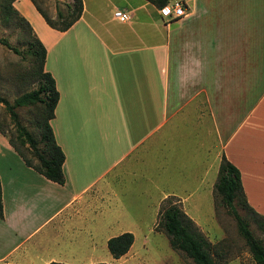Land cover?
<instances>
[{
	"label": "crops",
	"instance_id": "crops-1",
	"mask_svg": "<svg viewBox=\"0 0 264 264\" xmlns=\"http://www.w3.org/2000/svg\"><path fill=\"white\" fill-rule=\"evenodd\" d=\"M177 1L186 16L170 20L147 0H82L64 32L14 1L55 82L64 184L26 167L0 135V264L100 263V230L114 224L104 216L126 181L140 174L167 189L155 205L212 201L222 157L264 217V0Z\"/></svg>",
	"mask_w": 264,
	"mask_h": 264
},
{
	"label": "rangeland",
	"instance_id": "rangeland-1",
	"mask_svg": "<svg viewBox=\"0 0 264 264\" xmlns=\"http://www.w3.org/2000/svg\"><path fill=\"white\" fill-rule=\"evenodd\" d=\"M4 1L0 0V5ZM34 1L54 21L57 10L66 14L67 5L74 2V0ZM0 39L7 40L12 47L21 52V55L15 54L0 44V97L13 103L17 98L37 88V83L32 77L33 60L26 54V31L22 26L17 27L12 23L4 24L1 13ZM15 111L21 126L38 139L36 125L40 119V108L28 106ZM0 126L3 128V133L0 135L8 143L11 139L19 146L16 126L2 104H0ZM20 149L25 152L28 158L34 160L27 147ZM10 163L13 162L10 160ZM131 178L130 180L129 177L130 181H126L127 185H130L127 190H117L119 201L115 211L113 209L110 214L104 216L107 224L113 222L114 224L109 229L102 228L100 230L101 244L97 254L94 255L95 259L100 262L97 264H194L184 253L172 250L166 233L159 226L160 215L169 205H176L193 221L198 232L210 243V254L215 264H256L237 230L234 219L224 207L219 205V199L215 198L214 193L212 201L208 198L207 200L201 198L200 195V200H197L198 197L191 198L185 206L168 198L155 205V202L160 200L162 194L167 193L168 190L164 188L156 190L149 187L150 184H144V181L140 180V174ZM214 180L216 183L217 174L214 175ZM185 192L180 191L181 194H185ZM167 199L168 201H166ZM186 208L189 213H186ZM237 210L242 217L247 218L253 236L264 245V234L258 230L252 218L249 217V213L241 207ZM123 233H131L134 236V243L125 256L114 260L107 250L105 240ZM7 245L9 244L0 242L1 257L7 252ZM33 246L34 243H28L23 249L28 248L30 251V247Z\"/></svg>",
	"mask_w": 264,
	"mask_h": 264
},
{
	"label": "trees",
	"instance_id": "trees-1",
	"mask_svg": "<svg viewBox=\"0 0 264 264\" xmlns=\"http://www.w3.org/2000/svg\"><path fill=\"white\" fill-rule=\"evenodd\" d=\"M14 1L5 0L0 5V13L3 16L4 24L9 25V23H12L17 27L22 26L24 31H26V54L31 56L33 60L32 77L37 83V88L17 98L13 103H9L0 97V104L4 105L18 132L17 141H19V146L11 139L9 140V144L20 156L26 167L33 169L53 183L63 185L62 166L65 158L60 147L55 142L50 126V121L54 116V110L59 98L58 93L53 78L49 73L44 71L46 50L34 35L29 23L13 7ZM30 1L46 24L59 32L68 30L76 23L80 19L83 10L82 0H74L73 4L67 5L66 14L61 10H57L54 21L40 9L34 0ZM147 1L158 9L170 2V0ZM0 44L12 50L15 54L21 55V52L17 48L12 47L7 40L0 39ZM28 106H38L40 108V119L36 125L39 134L38 139L21 126L15 111L18 108ZM0 133H3L1 126ZM25 147L31 152L36 162L28 158L25 152L20 149ZM213 193L215 198L219 199V205L224 207L227 213L234 219L237 230L244 239L254 262L256 264H264V245L253 236L247 218L242 217L237 209L241 207V209L247 211L249 217L252 218L262 234H264V217L257 214L248 205L242 188L240 173L225 157L221 159ZM160 216L159 226L166 233L172 250L184 253L194 264H215L210 254V243L202 237L193 221L180 208L176 205H169ZM2 218L3 207L0 189V219ZM133 243L134 236L131 233H123L107 241V250L114 260H118L129 252Z\"/></svg>",
	"mask_w": 264,
	"mask_h": 264
},
{
	"label": "built area",
	"instance_id": "built-area-1",
	"mask_svg": "<svg viewBox=\"0 0 264 264\" xmlns=\"http://www.w3.org/2000/svg\"><path fill=\"white\" fill-rule=\"evenodd\" d=\"M159 13L162 17L167 19H181L186 16L184 5L182 2L169 3L166 6L159 9ZM114 17L126 21L129 19V16L126 13L116 11Z\"/></svg>",
	"mask_w": 264,
	"mask_h": 264
}]
</instances>
